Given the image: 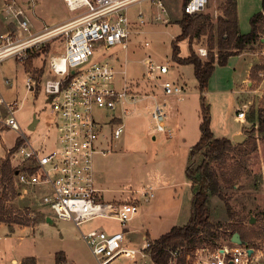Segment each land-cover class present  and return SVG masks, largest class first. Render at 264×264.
Returning a JSON list of instances; mask_svg holds the SVG:
<instances>
[{
	"label": "rangeland",
	"instance_id": "1",
	"mask_svg": "<svg viewBox=\"0 0 264 264\" xmlns=\"http://www.w3.org/2000/svg\"><path fill=\"white\" fill-rule=\"evenodd\" d=\"M29 1L34 3V13L40 22H53L63 17L70 19L76 14L68 11L61 0ZM161 1L166 14L149 0H141L129 6L127 15L133 25L127 48L122 49L120 45H97L92 57V60L104 59L114 65L118 71L117 85L121 84L120 77L124 72L132 90L138 94L161 95L158 85L161 80L177 81L182 87L180 99L174 95L164 97L165 125L172 131L171 138H165L162 133L152 130L150 114L141 103L137 104V111L128 115L121 114L118 108L101 109L99 114L100 121L106 124L112 123L113 116L118 117L116 122L124 124L123 133L113 141L112 152L105 156H94V171L102 201H130L139 204L137 213L127 222L128 229L124 238V244L133 248H140L142 236L153 240L171 227L188 222L191 189L185 168L188 165L194 168L201 159V152L193 159H190L189 152L200 136L202 101L208 106L214 137L222 138L233 131L230 139L233 141L235 135L244 136L240 143L243 144L253 126L248 118L254 119L256 128L257 110L264 97V71L258 73V81H252L249 75L252 66L264 64V17L260 39L251 49L236 54L243 53V57L231 58L222 66L215 65L205 92H201L193 66L177 64L171 57V42L180 33L179 20L183 14L181 6L184 0ZM260 1L240 0L242 32L250 31L249 20L259 10ZM221 2L208 0L202 13L209 14L215 21L221 14ZM2 5L3 1L0 0V8ZM138 12L143 16L141 25L137 18ZM157 13L161 15L159 19L156 18ZM164 18L168 20L164 22ZM145 41L148 45H144ZM174 42L178 46L179 56L186 57L187 39ZM200 47L206 50L205 56L200 55ZM63 49V36H58L36 44L24 62L14 57H7L0 62V92L5 100L20 103L15 118L22 132L34 140V145L47 134L50 118L49 101L41 87L42 76L33 75L32 70L38 71L40 67L47 69L48 57L61 53ZM192 50L196 56L206 59L208 49L204 35L198 40L194 39ZM246 57L252 62L248 72L245 70ZM148 59L168 64V73L155 80L149 79L145 69ZM30 76L38 80L34 90L26 86ZM162 99L161 95L159 100ZM34 116L38 122L34 130H29L28 126ZM104 129L106 133L109 130L108 127ZM255 137L256 150L249 151V145H246L240 153H230L220 161L211 163V168L219 177L221 192L226 197L228 207H225L223 200L213 196L209 211L216 238L220 236L218 244L230 243L231 230L234 226L242 225L251 233L246 240L248 246L264 253V143L257 134ZM18 141L17 132L0 129V168L6 157L9 160L7 153ZM234 166H239L236 174L233 172ZM170 182L176 183L175 189L183 197L177 218L173 215L175 206L170 205L171 198L175 197L173 188H157ZM149 187L152 188L153 196L149 201H143V192ZM48 190L47 186L21 185L14 175L10 183L0 177V215L11 222L10 226L5 222L0 223V264H16L11 262L12 258L22 260L26 257H34L36 264H55L58 252H63L65 256L60 264H98L81 233L99 228L107 232L116 231L119 226L113 221L96 218L77 228L71 221L58 218L42 203V195ZM251 217L254 220L252 223L249 222ZM109 264L153 263L149 255L142 257L137 254L134 257H119Z\"/></svg>",
	"mask_w": 264,
	"mask_h": 264
},
{
	"label": "built area",
	"instance_id": "2",
	"mask_svg": "<svg viewBox=\"0 0 264 264\" xmlns=\"http://www.w3.org/2000/svg\"><path fill=\"white\" fill-rule=\"evenodd\" d=\"M29 1V0H28ZM33 1V0H31ZM75 16L63 24L32 32V24L25 7L19 0H3L1 16L8 28L0 33V62L7 57L24 62L36 44L63 36L64 49L50 55L41 87L48 98L50 124L47 134L36 145L18 125L15 113L20 103L5 100L0 92V129L17 132L18 143L9 151V162L14 177L21 185L47 186L41 201L60 219L71 221L77 228L96 218L113 221L119 230L92 229L81 233L83 240L98 264H109L123 256L149 255L151 240L142 238L140 248L124 244L127 222L137 213L136 202L102 201L96 186L94 156L112 152L113 141L124 130L122 122L100 121L101 109H119L128 115L150 93L138 94L131 88L125 73L117 85L118 71L108 60H92L97 45L127 48L132 34L127 9L141 0H62ZM166 14L161 0H149ZM208 0H184L182 12L188 15L202 13ZM156 14V18H160ZM264 16V13H263ZM143 23L141 12L137 13ZM168 19L164 18L166 22ZM144 45H148L145 41ZM201 56L206 50L198 48ZM146 74L155 80L168 73V64L152 59L146 62ZM38 80L30 76L26 86L34 90ZM40 85V83H39ZM162 101L156 100L149 111L152 130L171 138L172 131L165 125L164 97L181 98L182 87L177 81L161 80ZM240 115V114H239ZM110 126V127H109ZM105 127L109 130L106 133ZM49 142L47 143V141ZM153 196L152 188L143 192V201ZM251 250L248 252V250ZM177 254L171 252L167 264H180ZM184 264H264V253L246 244L202 245L185 255Z\"/></svg>",
	"mask_w": 264,
	"mask_h": 264
},
{
	"label": "trees",
	"instance_id": "3",
	"mask_svg": "<svg viewBox=\"0 0 264 264\" xmlns=\"http://www.w3.org/2000/svg\"><path fill=\"white\" fill-rule=\"evenodd\" d=\"M220 11L221 14L215 21L206 13L182 14L179 20L180 33L174 40L187 39L188 55L186 57L179 56L177 44L174 40L171 42L172 60L180 65L191 64L193 66V73L201 92H205L215 65H225L230 56L251 49L255 42L260 39L259 34L263 31L264 0H261V10L254 13L249 20L250 31L248 33L242 34L239 30L236 0H222ZM203 35L206 37L208 49L207 57L204 60L196 56L192 50L194 39L198 40ZM260 71H264V64L252 66L249 72L250 79L258 81ZM262 101V105L257 110L256 128L254 119L248 118L253 126L248 133L247 141L243 144H236L226 137H214L210 128L209 109L202 101V119L199 125L200 136L189 152L190 159L201 152V159L194 168H191L190 165L185 168V176L191 189V213L187 223L173 226L166 233L151 240L148 253L153 264H167L171 252L177 254L178 263L184 264L185 255L197 247L218 244L217 241L220 236L216 238L215 226L210 221L209 206L213 196L223 200L225 207H228V202L221 192L219 177L211 168V163L220 161L230 153H240L242 147L246 145H249V151L256 150L255 134L262 138L264 143V97ZM238 171L239 166H234L233 172L236 174ZM13 175L14 169L6 157L0 168L1 180H7L10 183ZM11 189L13 192V187ZM13 195H15V192H13ZM4 222L8 226L11 225V222L4 220L0 215V223ZM234 232H238L244 242H246L247 236L251 234L242 225L234 226L231 230V236ZM251 232L253 233V230ZM64 259L63 252H58L55 256V264H60ZM20 264H36V260L34 257H26L21 260Z\"/></svg>",
	"mask_w": 264,
	"mask_h": 264
},
{
	"label": "crops",
	"instance_id": "4",
	"mask_svg": "<svg viewBox=\"0 0 264 264\" xmlns=\"http://www.w3.org/2000/svg\"><path fill=\"white\" fill-rule=\"evenodd\" d=\"M3 1V0H2ZM22 5L25 7V10H26V13L30 19V22L32 24V32L33 33H39L41 31H43L45 28H52V27H55L57 25H60V24H63L64 22H66L69 18L67 17H63V18H58L57 21H53V22H47L45 23L44 21H41L40 22V19H38L37 15L34 13V8H35V5L34 3H30V1L28 0H19ZM62 1V0H61ZM63 2V1H62ZM64 3V2H63ZM2 8V7H1ZM1 8H0V11H1ZM261 10V1H260V8L258 11ZM257 11V12H258ZM236 12H237V20H238V26H239V30L242 34L244 33H247L246 30H244L245 32H242L241 30V27H240V13H241V8H240V0H236ZM1 13V12H0ZM250 16V15H249ZM38 19V20H37ZM8 28L7 24L4 22L2 16L0 15V33L3 32L4 30H6ZM234 57H243V53L239 54V55H233V56H230L228 58V61L231 59V58H234ZM246 60H247V66H246V72H248V68H250L252 62L250 61V58L246 57ZM44 70V71H43ZM45 72V68H39V70H35L33 69L32 70V74L36 76H40L42 75L43 73ZM28 73H30L28 71ZM34 77V76H33ZM161 99V95L157 94V93H150L149 97L147 98H144L142 99L139 103L142 104V107L148 112L149 114V111L151 109V106L153 105V103L156 101V100H159ZM137 111V109H136ZM243 114V113H240V115ZM233 132V131H232ZM232 132L230 133V135H227L225 136L226 138H230V136L232 135ZM154 138V137H153ZM11 150V149H10ZM9 150V151H10ZM8 151V152H9ZM8 154V153H7ZM175 185L176 183H173V182H170V183H167L165 185H162V186H157L158 187H162L164 189H171L173 188V191H174V194H175V197L173 196V198H171V204L170 205H173L175 206L174 208V212H173V215L177 218L178 215L180 214V210H181V206L183 204V197H182V194H179L176 189H175ZM3 224V223H2ZM127 229H128V226H127ZM162 235V234H161ZM144 236H142L143 238ZM1 252V251H0ZM21 259L19 260H16L14 258L11 259V262L12 263H16V264H19Z\"/></svg>",
	"mask_w": 264,
	"mask_h": 264
},
{
	"label": "water",
	"instance_id": "5",
	"mask_svg": "<svg viewBox=\"0 0 264 264\" xmlns=\"http://www.w3.org/2000/svg\"><path fill=\"white\" fill-rule=\"evenodd\" d=\"M38 120L35 118V116L33 117L32 122L29 124L28 129L29 130H34L36 124H37ZM244 140V136L241 135H235L233 136V141L235 143H241ZM253 217L250 218L249 222L252 223L254 220L252 219ZM230 242L233 244H237V245H241V244H246V242H244L239 233L238 232H234L230 238ZM251 250L249 249L248 252H250Z\"/></svg>",
	"mask_w": 264,
	"mask_h": 264
}]
</instances>
